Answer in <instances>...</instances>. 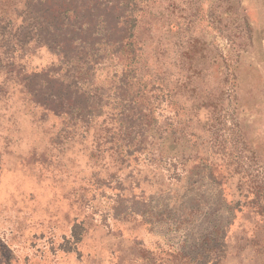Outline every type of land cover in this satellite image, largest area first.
<instances>
[{"label":"rangeland","instance_id":"374dc122","mask_svg":"<svg viewBox=\"0 0 264 264\" xmlns=\"http://www.w3.org/2000/svg\"><path fill=\"white\" fill-rule=\"evenodd\" d=\"M115 3L130 67L103 0L67 58L0 1V264H264V0Z\"/></svg>","mask_w":264,"mask_h":264},{"label":"trees","instance_id":"16d2710c","mask_svg":"<svg viewBox=\"0 0 264 264\" xmlns=\"http://www.w3.org/2000/svg\"><path fill=\"white\" fill-rule=\"evenodd\" d=\"M41 1H44L45 8L37 9L30 18L31 26L33 29L38 30L37 35L42 37L45 43L56 47L59 52L64 53V57L66 58L69 45L78 42V48H86L87 41L84 38V34H81V36H79L80 34H72L76 30L83 33V27L86 25L85 21L77 19L76 8H74L77 5L73 7L75 1L78 0H39V3ZM103 1L105 2V11L109 12L106 13V16L103 15L101 19L106 34L102 35L100 33L96 35L101 36L100 39H104L105 43L118 44V50H122V54L129 62L127 63V67H130L134 60L139 57L141 50L135 41L136 34L134 33V29L136 19L132 14H124L125 10L118 12V3L116 4L115 0ZM111 3L115 5L109 6ZM99 42L100 40L95 41L93 45L96 46ZM96 52L94 57L97 56ZM82 59L86 60L89 58H78L80 61ZM132 72V70H129L128 73L124 74V77L131 75ZM134 77L135 75L132 76V78ZM129 100L133 101V99Z\"/></svg>","mask_w":264,"mask_h":264}]
</instances>
